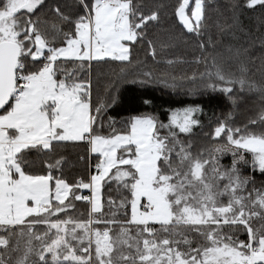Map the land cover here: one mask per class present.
Returning a JSON list of instances; mask_svg holds the SVG:
<instances>
[{
	"label": "snow or ice",
	"instance_id": "6c2138e0",
	"mask_svg": "<svg viewBox=\"0 0 264 264\" xmlns=\"http://www.w3.org/2000/svg\"><path fill=\"white\" fill-rule=\"evenodd\" d=\"M43 3L0 0V231L8 233L0 235V249L9 250L14 234L24 240L23 248L20 239L11 248L19 253L15 264H264V190L248 192L253 181L242 176L239 167L249 164L250 154L252 167L264 173V132L222 121L214 138L224 137L226 144L213 148L206 159L193 156L176 139V129L190 133L199 124L196 107L173 111L168 123L135 116L126 133L97 134V114L105 106L93 108L90 84L57 62L78 61L83 67L105 58L129 61L126 42L142 38V29L158 15H143L133 0H80L85 13L75 21L58 7L54 10L74 24L73 32L62 33L53 24L49 39L38 27L39 18H30ZM189 4L181 0L176 15L189 32L199 34L205 0H195L191 18L186 14ZM257 5L264 6V0H247V7ZM61 35L66 46H53ZM29 61L43 62L30 71ZM58 72L63 78L57 79ZM215 77L218 83L205 86L226 94L233 88L220 85L256 87L219 70ZM171 86H176L174 81ZM259 90L264 93V88ZM259 119L264 122V114ZM164 129L166 135L161 134ZM68 141H86L90 151L102 157L87 183L81 179L70 185L54 177L51 170L60 160L47 165V174L25 171L27 151H51L54 143ZM229 151L233 162L225 168L219 158ZM112 181L128 196L118 204L109 198L116 211L104 218L102 188ZM81 189H90L91 196L76 195ZM81 200L91 206L88 219L59 218L74 210L73 201ZM128 208L124 221L115 218ZM38 226L45 230L36 232ZM225 227L242 228L247 241L225 233ZM192 234L205 243L193 247ZM0 264H6L3 251Z\"/></svg>",
	"mask_w": 264,
	"mask_h": 264
},
{
	"label": "trees",
	"instance_id": "16d2710c",
	"mask_svg": "<svg viewBox=\"0 0 264 264\" xmlns=\"http://www.w3.org/2000/svg\"><path fill=\"white\" fill-rule=\"evenodd\" d=\"M180 2L133 0V6L140 13L150 15L156 12L158 19L149 21L142 29V38L130 43L129 61L105 58L85 62L83 67L78 61L61 60L57 63L65 71L75 72L79 81L90 84L93 108L105 106L97 114V134L108 136L113 131H128V124L135 115L155 116L158 121L168 123L173 111L198 108L195 118L199 124L193 126L190 133H179L176 129V139L193 156L202 155L206 159L213 148L226 144V138H214V129L222 121L233 128L247 126L251 132H264V122L259 119L264 114V93L259 90L264 88V6L249 8L247 0H205V19L201 32L197 34L189 32L176 15ZM53 5L72 21L85 13L80 0H44L30 18H39L38 27L49 39L54 34L51 30L53 24L58 25L62 33H72L74 29L73 23L63 21L55 13ZM194 5L195 0H190L186 9L190 18ZM22 15L27 17L29 14L24 12ZM61 43H64L62 35L57 37L53 46ZM42 62L29 61L28 69L34 71ZM218 70L233 80L244 79L256 87L250 90L248 87L241 89L238 83L220 85L232 87L231 94L207 88V84L218 83L215 77ZM192 76L196 79H189ZM60 78L63 75L58 72L57 79ZM173 81L175 87L171 86ZM253 120L256 124L250 123ZM161 134L166 135L167 129ZM24 159L25 171L31 174H47V165L62 161L58 168L51 170V174L75 185L81 179L89 181V165L98 161L99 157L90 151L86 141H68L54 143L51 151H27ZM171 159L174 164L178 160L175 154ZM246 159L249 164L241 163L239 167L241 175L253 181L247 185V191L251 192L254 188L264 190V173L252 167L250 154H246ZM232 162L231 152L220 155L219 163L223 167H231ZM85 190L77 191L76 195ZM126 196L128 193L116 182L105 183L101 198L103 217L111 218L112 212L116 211L108 204L109 198L118 204ZM221 201L227 203V197H222ZM73 203L74 210L61 214L59 218L88 219L90 204L83 200ZM125 211L130 214V208L121 209L115 218L124 221ZM38 227L41 232L45 230L43 226ZM118 230L119 225L114 226V231ZM223 231L234 234L238 240L248 239L242 228L225 227ZM0 235L7 236L8 233L0 231ZM18 239L16 235H11L9 250L0 249L6 264H15L19 253L11 252V248ZM190 239L194 241L193 247L197 243H205L203 237L195 234ZM20 245L23 248V239H20Z\"/></svg>",
	"mask_w": 264,
	"mask_h": 264
},
{
	"label": "rangeland",
	"instance_id": "374dc122",
	"mask_svg": "<svg viewBox=\"0 0 264 264\" xmlns=\"http://www.w3.org/2000/svg\"><path fill=\"white\" fill-rule=\"evenodd\" d=\"M53 8L54 9H56L57 8V6L56 5H53ZM127 43V46L129 47V49H130V43L131 42H126ZM60 46H66V45H64V43H61V44H59V45H57V46H55V47H60ZM135 116H148V115H135ZM135 116H133V117H135ZM127 131H125V132H118V133H126ZM216 147H218V146H216ZM230 152V151H229ZM95 154H97L98 155V157H99V160L102 158L101 156H100V154H98V153H95ZM99 160L97 161V163L99 162ZM93 174H95V173H92V174H90V176L91 175H93ZM90 179V178H89ZM88 182V181H87ZM86 182V183H87ZM86 193V192H89L90 193V195H91V190L90 189H86L85 191H83V192H81V194H79V195H82L83 193ZM102 198V197H101ZM90 208H91V206H90ZM36 232H38V233H40L41 231H42V229L41 228H39V227H37L36 228Z\"/></svg>",
	"mask_w": 264,
	"mask_h": 264
},
{
	"label": "built area",
	"instance_id": "2783aa9c",
	"mask_svg": "<svg viewBox=\"0 0 264 264\" xmlns=\"http://www.w3.org/2000/svg\"><path fill=\"white\" fill-rule=\"evenodd\" d=\"M97 164V161H95V162H93V163H91L90 165H89V169H90V174H92V173H95V165ZM82 196H91L90 195V193L89 192H84L83 194H82Z\"/></svg>",
	"mask_w": 264,
	"mask_h": 264
}]
</instances>
